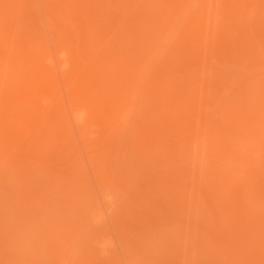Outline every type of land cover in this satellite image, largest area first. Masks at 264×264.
<instances>
[{
  "label": "bare ground",
  "instance_id": "1",
  "mask_svg": "<svg viewBox=\"0 0 264 264\" xmlns=\"http://www.w3.org/2000/svg\"><path fill=\"white\" fill-rule=\"evenodd\" d=\"M39 2L49 41L36 0H0V264H121L101 215H86L60 84L109 206L127 189L91 138L141 123L134 150L159 183L110 214L124 264H264V223L243 232L218 209L200 230L218 199L208 179L242 188L231 206L252 194L254 223L264 215V0Z\"/></svg>",
  "mask_w": 264,
  "mask_h": 264
},
{
  "label": "rangeland",
  "instance_id": "2",
  "mask_svg": "<svg viewBox=\"0 0 264 264\" xmlns=\"http://www.w3.org/2000/svg\"><path fill=\"white\" fill-rule=\"evenodd\" d=\"M36 2H37V5L39 7L40 18L42 20V27L44 29V33L46 32L45 35H46V38L49 41V37H48L49 30L47 29V27H46V25H45V23L43 21V15H42L41 7H40V2H39V0H36ZM225 73H227V72H225ZM60 92H61V100H62V116H63L64 124L68 128V132H69V134L72 137V138L70 137V142H71V147H72V149L74 151L75 161H76L78 167L80 168V171H81V179H82L83 183L86 184V189L88 191V194L92 198V200L90 202L91 205L88 208V210L86 211V213H87L86 215L88 216V218H91L93 215H97V214H100L101 215L100 216L101 220L98 221L96 227L97 228L104 229V233L105 234H108V236L105 237V239L108 238L110 240V244L115 249V255L118 257V259L121 262V264H124L123 257H122V254H121L120 250H119V247H118V244H117V241H116V237H115V233H114V230H113V227H112L110 214H111V212H113V210L116 211L118 209V204L117 203L123 204L124 202H126L127 206H133V204H135V200H136L137 196L140 193H143V192L149 190V188H151L152 186L153 187L154 186H157L158 183H159V177L157 175H155L154 172L149 173L146 170L147 164L145 163V161L142 160V157L140 156V153L138 151L134 150L133 143H134L135 137H134V134H133L132 131L134 129H138V127L141 125V123L139 122V119L137 118L136 115H132L131 118L128 119V125H129L128 128L118 129V130L114 131L110 136H107L106 138H103V139L100 137L101 136L100 134L97 135V136H92V138H91V142L102 143L103 145H105L107 147L106 148V151L108 153L107 154V164L110 165L111 168H112V171L108 172L109 173L108 177L111 178V180H119L120 182L123 181L124 184L122 185V187H125L127 189V192L126 193H121V199H120L119 202H116V194L114 193V199L112 200V202L115 200V203H112L111 202V205L109 206L107 204V201H105L104 198L102 197V193H101L99 184H98V182L96 180V176H95V174L93 173V171H92V169L90 167L89 160H88V157H87V154H86V145L84 144L83 140L78 135L77 127H76V124H75V122L73 120V117H72V114H71V110L69 108V105H68V102H67V98H66V95H65V93L63 91V88H62L61 84H60ZM251 145L252 144L248 145V143H246V144H244L243 147H244L245 150H248L251 153L254 150V148H253L254 146H251ZM248 147L249 148H252V150L250 151V149ZM250 155H252V154H250ZM56 174L59 177L63 178L64 179V182H66V183L67 182H70V180L68 179L69 178L68 170H66V169H64L62 167L60 168V167L57 166L56 167ZM211 180L210 179L207 180V184L206 183L205 184L208 185V186H205L204 188L207 189V191L210 190L211 192L213 190H214L213 192H215L216 191V188H217L219 190L218 191L219 193L217 194L215 192L213 194V192H212V195H210V197H211V199L213 198V200L216 199V198H218V199L215 200V201H213V202L211 201L212 204H210V203L206 202V200H205L208 197L204 198L205 204L208 203L207 204V207L208 208L211 207L209 210L210 211L212 210V211L209 212L207 210L206 205H204L205 207H204V216H203V219H204L205 215H207V216L208 215L209 216L211 215L210 217H213V218H210L209 217V219L208 218H205V220H202L200 218L201 221H202V223L204 221H206L204 223L207 224V225H204L203 224V225L200 226L199 223H198L200 221V219H199V221H197L196 224L198 223V226L201 227V228L199 227L200 230L203 227L204 231L207 232V230H205L206 229L205 226H207V229L208 228L210 229V226H211V229L212 228L214 229V227H212V226L217 225L218 222H219V225H220V222L221 221H219L220 220L219 218H220L221 215H223L221 213L224 212V211H225V214L226 213L227 214H230V213H233L234 214L236 212L235 214H238L237 215L238 217H235V215H233L234 216V219H236L237 221L238 220L239 221L241 220V223H243L242 221H245V219H246V221L244 222V224H245L244 226L245 227L243 229V232L245 231L246 228H247V231H249L248 230L249 225L251 226V227H249L250 228V231H251L254 228L255 229L258 228V226L260 225V223H264V222L261 221V220H264V217H262L264 215L261 216V215L258 214L259 216L257 217V220L255 221L256 224L254 223V220H252V217H249V216L247 217V215H250L251 212L253 211L252 210L253 209V206H252V201H251L253 199L252 194H246V193H244V194H246V198H248V197L250 198L251 196H252V198L251 199L248 198L247 200H246V198H244V201L242 199L243 202H241V200L239 201L242 204L245 203L246 204V207H242V204H238V203L237 204H234L233 206H231V204L230 205L228 204V203H231V202H229V200L227 201V199H229L231 197L232 198L234 197L233 199H235L236 196L239 197V195H241V192H239L238 190H240V189L242 190V188H240L239 186L238 187L240 189L234 187L235 189H238L236 191L239 192V194L237 192L238 195L235 196L236 193L234 192L235 189L232 188L233 186L230 187V188H232V190H231V189L225 187V185L223 184V182L220 183V182H217L214 179H213L214 182L212 180L213 184L214 183H217V184L213 185L212 182L209 183ZM218 183L220 185H218ZM209 185H210V187H209ZM221 185L223 186V188H221ZM224 190H230V191H224ZM205 191L206 190H204V194H205ZM231 191H232L233 194H230ZM227 193L230 194V195H228ZM226 194L228 195L227 198L225 197ZM205 195H204V197H205ZM214 195H215V197L216 196L217 197L216 198L212 197ZM223 196L225 197L226 200L223 198ZM243 197H244V195H243ZM239 199H241V196L239 198H237L236 200L238 201ZM221 200H222V202H221ZM224 200L227 202L228 205H226V206L229 209L228 208H225L226 206L223 207V204L226 203ZM245 200L247 201V203H246ZM218 201H220L221 203H219ZM216 203H218V204H216ZM233 203H235L234 200H233ZM248 203H251V204H248ZM211 205L214 206V207L216 205L217 208L215 207L213 209ZM238 205H241V206H239L240 208L238 207ZM232 208H234V211H233ZM235 208H236V210H235ZM250 208H252V209H250ZM205 209L208 212H206ZM218 209L219 210L220 209L222 210V211L220 210L221 213L220 212L218 213ZM230 209H232V210H230ZM228 211L229 212L232 211V212L229 213ZM217 213H218V217L219 218L216 217L217 218L216 219L215 216L217 215ZM253 213L254 212H252V214ZM255 215H257V214L255 213ZM231 216H232V214H231ZM248 218H250L251 220H249ZM253 218H254V216H253ZM211 219L213 220V222H212ZM230 219H232V221L234 223H232V221L228 222ZM234 219L232 217V218H229L228 220H226L227 221V225H228V223H230V225H229L230 228L231 227L234 228L233 227L234 225L237 226L236 225L237 222H235ZM209 220L211 221L210 224L211 223H214V221H215L216 222V223H214L215 225L214 224L210 225L209 224ZM190 221H192V220H190ZM201 221H200V223H201ZM257 221H260V223H258ZM247 222L249 223L248 226H247ZM238 223L241 224L240 222H238ZM189 225H190V222H189ZM261 225H264V224H261ZM84 226H88V225H84ZM240 226L242 227V225H240ZM80 227H82V226H80ZM217 227H218V225H217ZM84 229H85V233L82 234V236L80 237V239H78L79 245H83V244L87 243L88 240H89L90 234L92 233V232L89 233L90 228L84 227ZM209 229H208V231L210 232L211 230H209ZM153 237H154V235L150 236V242L151 243L152 242H156L158 245L155 243L156 245L154 244V246L155 247L158 246V248H157L158 250H160L161 247L162 248L167 247L166 246L167 245V242H168L167 241V238H163L164 240H162L161 238L159 240H155L154 238H156V237H154V238ZM151 238L154 239V241H152ZM171 257H173V256H171ZM210 258L213 259V256L208 257V259L206 258L207 262H205V259H204L203 262H197V264H203V263L204 264H208V263L209 264L210 263L211 264H213V263L219 264L220 261L219 260H218L219 262L217 261V257L214 259L217 262H215L212 259L210 260ZM175 259L172 258V260H171V258L168 255V258L166 259L167 261L164 262V263L166 264V263L169 262L170 264H174L173 261H175ZM171 261L173 263H171ZM200 261H202V260H200ZM220 264H221V262H220Z\"/></svg>",
  "mask_w": 264,
  "mask_h": 264
}]
</instances>
